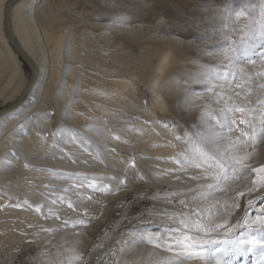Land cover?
<instances>
[{
    "label": "rangeland",
    "instance_id": "obj_1",
    "mask_svg": "<svg viewBox=\"0 0 264 264\" xmlns=\"http://www.w3.org/2000/svg\"><path fill=\"white\" fill-rule=\"evenodd\" d=\"M60 1L58 0L57 2V0H53L52 5H55L57 9L55 7L54 9L56 11L58 10L56 16L64 12L66 13V18L61 15V21L56 22V25L59 26V30L56 31L52 29V32L57 34L56 37L59 38L60 43L64 40L68 41L69 39H73V41L75 40L74 42L71 41L74 43L73 46L80 45L81 47L78 48H82L80 49L82 51L84 50V52H82L78 50L77 47H74L75 50L77 48L76 51L79 53L76 54L78 59H74V65L77 67L74 78L79 75L83 79L85 76L83 79L84 84L78 85L79 88L87 93H105L111 95L113 92H119L116 103L123 105L122 107L119 105L116 106L109 101L104 102L98 101L97 99H81L80 102H76L78 97L72 96L70 90L76 86L75 79H70L68 81L70 89L66 91V93L64 92L62 96L69 99H67V102H76L71 106V111L75 116L74 120L78 117L76 120L78 124L76 125L82 123V125H79L81 129L94 128L96 130H101V124H107L108 129H104V133H106L105 136L108 137L110 141L112 139L111 143L115 142L116 147L121 144L125 145L126 151L120 150L119 152L125 154L136 164H140V162L136 158V151L131 148L130 144L133 130H135L136 136H145L150 133L162 134V143L166 145L165 147L173 149L174 152L171 158L175 157L177 153L185 147L183 141L178 142L175 137L188 128V124H186L185 121H191V119L199 113L201 108H203L205 101L211 98L210 94H201L191 111L181 116L179 105L172 104L177 94H175L177 91V84L175 81L179 77H187V75L200 64L210 65L220 63L215 49L223 40L221 36L217 35L222 25L220 24V17L216 15V12L227 3L234 16V12L238 11L240 7L248 3L249 0ZM69 17L70 19H68ZM76 17H78L77 20ZM80 19H82L81 21L83 22L78 21ZM85 21L90 23L88 24ZM75 22L80 23L76 24ZM243 22L244 21L237 22V27H240ZM67 25L70 27V30ZM80 28L82 32H86V35L81 33ZM68 33L70 34L68 35ZM103 33L104 35H102ZM80 34L82 37H79L81 36ZM65 35L69 39L65 38ZM84 36L87 37L83 39ZM205 48L209 50L201 52V49ZM75 50L74 52L76 53ZM90 53L91 55H89ZM100 53L103 55H100ZM91 58L94 61L91 60ZM97 58L98 61L96 60ZM60 61L62 62V56ZM104 61L107 63H104ZM80 66L82 67L80 68ZM84 68L86 70H83ZM250 71L253 73L261 71L259 62H257L256 67L251 68ZM156 73L159 75L157 80L158 87L164 90H162V92L164 95L165 109L162 111L160 110L162 113L156 111L152 116L146 117L143 114V110L149 102L148 87ZM21 75L25 79H28L30 76L28 67L23 63H21ZM87 77L91 78L89 79ZM113 79L116 80L113 81ZM121 82L125 84L127 89L128 86H130L128 90L126 89V94L121 91L122 87H120V85L122 86V84L119 85ZM127 82L129 84H127ZM260 82L261 81L258 80L256 84H251L250 87L255 88ZM49 87H51V89L49 88L47 92L50 94L51 98L55 99L58 94L55 92L54 86L51 85ZM181 87L183 86L181 85ZM34 92L36 94L39 92L38 86L35 87ZM261 98H264V94H261ZM34 102L35 99L30 98L27 100L26 104H22L21 106L25 107ZM234 102L239 101L234 100ZM37 104V107L26 117L28 121H34V130H37V127H39L35 120L36 116L34 113L36 110H40L45 116L53 115L55 111L51 101H40ZM39 104L41 107H39ZM1 107L0 104V108ZM102 111H105L106 114L104 115ZM237 117H239V114H237ZM86 118L88 120L93 118V121L89 120V122L87 120V122L84 123ZM159 118H167L169 125L175 120L179 127L175 130L166 128L161 124ZM145 121H155V123L145 124ZM45 122L46 121L43 120L41 125H45ZM48 123H50V125ZM19 125L23 126L22 123H19ZM46 126L53 127L55 124L52 120H47ZM5 133H9L8 129L0 138L6 137L7 135ZM47 136H49V134ZM115 137H119V139ZM147 143L144 144V148L148 152V150L150 151L151 149ZM156 143H160V141L156 140L155 144ZM110 146L115 145L110 144ZM12 150L13 149L9 146L6 152ZM249 153L250 155L245 163L252 167L264 165V142L260 143L258 147L251 149L244 148L241 150V154ZM142 154L144 153L142 152ZM173 165V169L177 167L174 162ZM140 166L142 167L141 164ZM142 169L145 172L143 180L137 178V181H132L133 183L129 182L127 187L119 192H113L111 195L106 192L103 194L101 193L100 195L104 196H99V198H96L97 200L89 199L82 203L87 204L88 207H91L90 209L80 207V213L77 212L74 214L75 206L72 209L60 206L59 208L63 214L58 212V216L61 219L56 220L55 217H53L55 220L54 222L49 225H42L43 227L57 229L55 233H43L40 231L42 228L41 225L35 226L32 225L33 222L28 219L23 220L22 217L16 218L15 215L10 213L11 211H9L8 214V211L4 212L6 216H0V264H36L37 257L41 258L43 264H50L52 258L58 255H62L66 260L67 257L72 254L71 250L73 248L78 252L84 253L83 264H97L96 257L100 256L99 252L103 254L108 246L112 244L115 239L119 238V233L124 231L122 217L124 215H139L141 212L146 213L147 210H151L153 204L160 209L158 213H154L156 215V222L168 224L169 221L165 212L171 214L173 205L168 204L167 200L164 199L161 194L168 192L183 193L188 187H195V183L187 179L189 173L181 174L180 179H177L176 174L175 178L172 179L165 176V178L161 177L156 179V177L150 174L148 169L144 167ZM254 177L255 174L250 173L248 177L241 176L229 180L222 185V188L232 191L227 194H217L216 199L223 201L227 200L229 195H235V190L237 189L244 192V196L239 197L241 208L236 210L231 217L232 223H236L243 216V208L247 205L248 199L256 198L258 193L264 194V188L256 190L257 185L251 183V179ZM249 188H252L253 191L249 192ZM153 193H156L160 198L153 200ZM144 194H148L149 199H135ZM87 197L85 198L87 199ZM17 201H19V197L10 193L6 184L0 183V208L13 206ZM130 201L134 202L130 203ZM67 203L68 202H65L64 204L66 205ZM257 205L258 207L264 206V201L261 200ZM205 206L207 207L208 205ZM176 207H179V205L177 204ZM251 214L255 216L256 213L252 211ZM65 215L68 216L66 217ZM81 218L88 221L86 227H69L65 229L62 226L64 220L69 221L71 225ZM17 220L22 221L21 224L24 226L21 227L20 223H18L20 226H18V224L14 226L12 222H16ZM4 222L8 223V225H5ZM100 244H103V247H97V245ZM115 247L119 249L120 245L117 244ZM140 248L141 249L137 252L130 256H126L124 259L131 262V264H155L156 259L167 255L161 252V250L153 249L151 246L142 245ZM42 253L43 255H41ZM49 253L51 255H49ZM259 256V249H257L254 254H249L247 257L248 264H251L253 258L258 259ZM113 260L114 257L109 255L107 258L103 259V262L104 264H112ZM190 264H200V261L193 260Z\"/></svg>",
    "mask_w": 264,
    "mask_h": 264
},
{
    "label": "snow or ice",
    "instance_id": "obj_2",
    "mask_svg": "<svg viewBox=\"0 0 264 264\" xmlns=\"http://www.w3.org/2000/svg\"><path fill=\"white\" fill-rule=\"evenodd\" d=\"M216 15L222 25L217 35L223 40L215 49L220 63L200 64L187 77H179L175 81L177 94L172 101L173 105H179V112L184 116L201 94L211 97L191 121H185L188 128L175 137L178 142L183 141L185 147L171 158L177 167L166 173H175L177 179L181 174L189 173L187 179L194 182L195 187H188L183 193L161 194L173 205L171 214L165 212L168 224L156 222L154 213L160 209L155 204L146 213L124 215V231L101 256L96 257L97 264H102L109 255L114 257L112 264H131L124 258L142 245L167 254L156 259L155 264H190L193 260L200 264H248V255L257 249L260 256L253 258L251 264H264V206L258 208L256 203V200L264 201V197L248 199L244 214L236 223L231 222V217L241 208L239 197L244 196V192L237 189L227 200L216 199L218 193L232 191L222 188L225 182L248 177L250 173L255 174L251 183L257 185L256 190L264 188V165L252 167L245 163L250 153L241 154L242 149L255 148L264 142V98H261L264 94V0H249L234 12V16L225 3ZM239 21L244 22L237 27ZM208 50L201 49V52ZM257 62L261 71L253 73L250 69L255 68ZM258 80L261 82L257 87H250ZM159 119L166 128L175 130L179 127L175 120L169 125L167 118ZM151 123L155 121H145V124ZM73 138H77L75 133ZM6 155L16 158L15 152ZM132 166H135L134 162ZM24 167L29 165L25 163ZM64 178L74 181L73 187H83V181L92 179L90 188L109 195L127 187L126 177L120 180L108 178L115 181V188L110 184L98 185L94 177H81L80 174L69 173ZM248 190L253 191L252 188ZM159 198L156 193L152 194L153 200ZM135 199L147 200L149 196L144 194ZM14 206L21 207L19 204ZM68 207L74 208V205L69 202ZM55 219L61 218L57 215ZM86 225L87 221L80 219L71 225L64 220L62 226L67 229ZM40 231L55 233L57 229L42 227ZM117 244L119 249L115 247ZM97 247H103V244ZM71 251L66 260L58 255L50 264H83L84 253L75 248ZM36 264H43L41 258H36Z\"/></svg>",
    "mask_w": 264,
    "mask_h": 264
},
{
    "label": "bare ground",
    "instance_id": "obj_3",
    "mask_svg": "<svg viewBox=\"0 0 264 264\" xmlns=\"http://www.w3.org/2000/svg\"><path fill=\"white\" fill-rule=\"evenodd\" d=\"M52 1L19 0L11 7L10 19L14 35L21 48L24 50V52H26V54L33 60L34 64L36 65L37 76L34 84L28 91L23 102L11 112L0 116V137H2L7 129L9 131L8 134L5 133L7 135L6 137L0 138V183L6 184L9 192L19 197V201H17L14 205H21V207H16L13 205L10 207L5 206L0 208V216L5 215L6 213L4 214V212L8 211V214L9 211H11L10 213L15 215L16 218L22 217L23 220L28 219L29 221H32V225L35 226L49 225L54 222L55 220L53 219V217L57 216L58 212H61V214H63L59 207H68L67 204L69 202H71L75 206L74 214H76L80 211V207L88 209L91 208L88 207L87 204H82L83 202L89 200V197L95 200L96 198H99V196H104L100 194H103L105 192L95 191L88 186L89 184L93 183L92 179L83 181V187H73V184L75 182L64 178L66 174L71 173L80 174L81 177H94V182L96 184H110L113 188L116 187L115 181L108 178L115 177V180H120L126 177L128 185L129 182L137 181V178L145 176V172L142 169L143 167L148 169L150 174L154 177L161 178L165 176L170 177L171 179L175 178V173L171 175L166 174L168 170L173 169L174 165L171 156H173L174 151L171 148L165 147L166 145L162 143V134L150 133L145 136H136L134 132L135 130L132 131V141L130 143L131 148L136 151V158L142 165L141 167L140 164H136L134 162L135 166L133 167V161L130 160L125 154L119 152L120 150L126 151V146L121 144L116 147L115 142L111 143L112 139L110 141L108 137L105 136L106 133H104V129H108L107 124L102 123V128H100L101 130L95 131H89L88 129L83 128L81 129L79 125H82V123L76 125L78 124L76 123L78 117L76 120H74L75 116L71 111V106L76 102H80L81 99H97L98 101H109L116 106L119 105L122 107L123 105H120V103H116V98L118 97L117 95L119 92H113V94L107 95L105 93H87L79 88L78 85L84 84L83 79L85 78V76L83 79L79 75H77V77L75 76L76 78H74V73L77 69V67L74 65V59H78V56L76 55L78 52L76 50L81 46H73V42L75 40L73 41V39H69L68 37H66V35L65 38H68L69 40H64L60 43L59 38L56 37L57 34H54L52 32V29H55L56 31L59 30V26L56 25V22L61 21V15L66 18V13L64 12L60 13L61 15L56 16L58 10L56 11L54 9L55 5H52ZM5 2L6 0H0L1 106H6L17 99L27 81V79H25L21 75V63L23 62L20 61L16 51L12 48L3 28L2 22ZM70 17L68 19H70ZM77 18L78 17H76V20ZM81 20L82 19L78 21L83 22ZM80 22L75 23L78 24ZM68 29L70 30V27ZM80 31L81 33H84L82 32L81 28ZM69 34L70 33H68V35ZM102 35H104V33ZM79 37H82V35ZM85 37L87 36H84L83 39ZM74 47H77L76 50L74 49ZM80 49L78 48V50ZM74 50L76 51V53L74 52ZM82 52H84V50ZM80 54L84 55L83 53ZM101 54L102 53H100V55ZM89 55H91V53ZM61 56L62 62L60 61ZM92 58L91 60H93ZM96 60L98 61V58ZM105 62L106 61H104V63ZM81 67L82 66H80V68ZM83 70L86 69L84 68ZM73 78L75 79L76 86L75 88L70 89L68 81ZM87 78L90 79L91 77ZM158 78L159 75H157L156 73L148 87L149 102L143 110V114L146 117L152 116L156 111H162L165 109L164 95L162 92L163 89L161 90L158 87ZM116 79H113V81ZM120 84H122V86ZM123 84V82L119 83L120 87H122L121 91L125 93L127 88L125 84ZM127 84L129 83L127 82ZM51 85L54 86L55 92L58 94L55 99L51 98L50 94L47 92L49 88L51 89V87H49ZM36 86H38L39 88V92L37 94L34 92ZM129 87L130 86H128V89ZM69 89L71 90L72 96L78 97L76 102H67L68 98H64V96H62L64 92L66 93V91H69ZM176 93L177 91L175 92V94ZM30 98H34L36 103L34 102L31 105L22 107L21 105L26 104L27 100ZM40 101H51V103L54 105L55 111L53 115L45 116L40 110H36L34 113L36 116L35 120L36 123H38L39 127H37V130H34V121H28L26 117L32 112L33 109L37 107V103ZM39 107H41L40 104ZM102 113H104V115L106 114L105 111H102ZM92 119L89 120L93 121ZM43 120L46 122L47 120H52L55 126H46V122L45 125H41V123H43ZM87 120L88 119L86 118V121H84V123L87 122ZM19 123H22L23 126H20ZM48 124L50 125V123ZM73 133H75V136L77 137L76 139L73 138ZM48 134L49 136H47ZM81 140L83 141V143L80 142ZM156 140H159L160 143L155 144ZM146 143L149 144V147L151 149L150 151L148 150V152L144 148V144ZM110 144H113L115 146H110ZM9 146L13 150L10 152H6V149L9 148ZM113 149L115 151H113ZM11 152L16 153V158H11L6 155ZM142 152L144 154H142ZM73 160L77 161V163H72ZM7 161H10V163ZM25 163H27L29 167H24ZM65 189L71 190L65 191ZM61 197H63V200L60 199ZM85 197H87V199ZM257 197H264V194L258 193ZM53 201L56 202L53 203ZM260 201L261 200H256V203ZM65 202L68 203L65 205ZM17 221L12 222V224L15 226V224L22 223V221ZM6 224L8 225V223H5V225ZM20 224H18V226H20ZM22 226L24 225L21 224V227ZM139 249L141 248H137L127 256L132 255ZM99 255L101 256L102 254H100L99 252ZM102 264H104V262Z\"/></svg>",
    "mask_w": 264,
    "mask_h": 264
},
{
    "label": "water",
    "instance_id": "obj_4",
    "mask_svg": "<svg viewBox=\"0 0 264 264\" xmlns=\"http://www.w3.org/2000/svg\"><path fill=\"white\" fill-rule=\"evenodd\" d=\"M18 1L19 0H6L5 5H4L2 24H3L5 34L9 40L12 48L16 51L20 61L25 63L26 66L28 67V69L30 71V76L27 79V81H26V83H25V85L21 91V94L17 97V99H15L12 103H10L6 106H2L0 108V116L11 112L16 107H18V105H20L23 102L28 91L30 90V88L34 84L36 76H37L36 65L34 64L33 60L26 54V52H24V50L21 48L20 44L18 43V41L14 35L13 29H12V24H11V19H10V10H11V7Z\"/></svg>",
    "mask_w": 264,
    "mask_h": 264
},
{
    "label": "trees",
    "instance_id": "obj_5",
    "mask_svg": "<svg viewBox=\"0 0 264 264\" xmlns=\"http://www.w3.org/2000/svg\"><path fill=\"white\" fill-rule=\"evenodd\" d=\"M23 64H25V63H23ZM26 65V64H25Z\"/></svg>",
    "mask_w": 264,
    "mask_h": 264
}]
</instances>
